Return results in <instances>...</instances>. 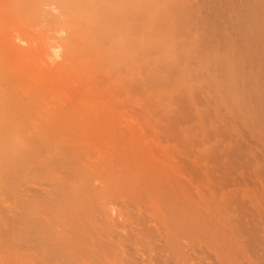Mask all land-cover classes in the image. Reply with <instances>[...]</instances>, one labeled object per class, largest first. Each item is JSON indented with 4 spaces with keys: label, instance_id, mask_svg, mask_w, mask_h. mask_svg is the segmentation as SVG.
Wrapping results in <instances>:
<instances>
[{
    "label": "rangeland",
    "instance_id": "rangeland-1",
    "mask_svg": "<svg viewBox=\"0 0 264 264\" xmlns=\"http://www.w3.org/2000/svg\"><path fill=\"white\" fill-rule=\"evenodd\" d=\"M94 1L100 6L107 3L110 6L109 15L113 17L123 15L121 0ZM155 20L148 19L144 24L138 22L135 28L132 24L125 28L127 31L139 26L141 28L155 24ZM164 34L165 31L162 35ZM52 42L51 39L49 45ZM111 46L107 47L108 50L100 47H85L84 50L78 48L81 56L79 55V60L71 69L68 68L65 73L49 72L42 75L38 90L30 97L13 96L20 103L26 100L27 104L16 110L18 116H14L19 122L7 129L9 137L5 143L7 147H13L17 154L23 153L30 145L33 154L26 158L13 159L10 164L1 157L3 153L0 156V264H14L27 250L26 245L33 240L22 231L10 238L7 235L12 227L10 221L15 218L20 220L28 207L32 210L41 209L54 196L48 194L55 191L57 183L60 182L67 185L70 197L78 194L90 197V202L85 206H79L77 210L72 209L67 213L64 217L66 228L78 231L76 226L80 222L87 227L90 224L86 219L93 217L94 221L100 220L99 224L103 220L119 224L122 228L115 230V233L118 230L121 232V224L125 223L128 228L130 225V228L132 226L137 229L134 231L126 227L127 231L145 235L139 234L135 237L128 234L127 238L131 241L137 239L136 245L125 237L129 232L126 233L124 229V237L128 240L123 239V245H127L124 249L121 245L123 241L120 242L123 237L120 238L119 232V238L112 233L115 234L112 235L114 243L120 242L123 249L119 251L120 255L115 249V256L113 251L107 250L109 257L106 256V259L114 256L111 259L113 264H123V258L128 259L129 263L136 264L135 260H140L141 264H145V261L151 260V256L155 264H171L170 257V261L175 260L172 264H233L231 260L234 258L230 253H234L231 233L234 219H243L247 223L252 219L250 213L256 216L260 212L259 208L264 206V163H261L264 161V126H260L264 120V117L262 120L260 118L264 114V96L263 101L260 98L261 92L264 95V85L261 84H264V74L261 73H264V64H250V68L249 63H246L244 68L247 70L244 71L241 65H233V70L221 62L199 61L196 58L171 61L164 57L175 49L169 45L164 52L152 54L150 51V55L141 49H130V53L116 60L114 56H108V51L110 54L112 51ZM156 49L157 46L151 48L152 51ZM255 70L258 72H254ZM247 84L249 88L246 87ZM252 84L259 88L253 85L254 89ZM245 89H249L248 93ZM241 93L245 95L243 99ZM234 96H238L237 99ZM257 113L259 117L255 115ZM17 133L22 141L20 144H17ZM242 141L248 145H244ZM257 150H260L258 154ZM254 158L260 160L256 162ZM225 161L232 163L226 162L228 166L224 167ZM236 163L238 166L241 164L239 169ZM245 165L247 167L243 170ZM254 167L261 170L256 171ZM244 172L246 174L243 175ZM183 185L186 191L182 188ZM198 200H203L204 203L198 205L201 204ZM229 204H232V209ZM202 206L204 213H200ZM239 206L242 209H238ZM257 206L258 210L255 211ZM190 207L192 208L189 210ZM206 207L212 209L207 208V211ZM177 208L180 211L183 209V212ZM57 209L58 207H53L50 211ZM212 210L217 214L212 213ZM138 212L143 216L139 217L141 215ZM205 213H208V217ZM179 214L183 215L179 217ZM216 215H220L222 219L219 217V220ZM182 216L189 219L187 221L190 224L186 220L181 221ZM225 217L228 218L226 221ZM155 218L161 230L156 226L155 230L151 227L156 225L153 223ZM202 220L206 222L201 223ZM251 221L248 224L250 227ZM252 222L254 226L260 225L263 228L259 234L264 236V223L261 220ZM99 224L103 230L109 227L108 223ZM18 227H23V223ZM205 227L208 228L207 231ZM158 229L162 235L158 234L156 239H151ZM144 230H148L149 236V232L155 233L151 237L147 236L150 239H146ZM76 234L75 232L74 236ZM69 235L72 236L71 232ZM112 236L109 237L113 241ZM142 237L146 241L151 240L153 247L150 243L141 242L144 238L139 241ZM103 239L106 240L107 237ZM117 239H120L119 242ZM88 242L87 246L90 244ZM156 247L158 249L155 251ZM135 249L136 253H145L142 255L145 256L144 259L139 252L134 254ZM158 252L163 253L161 256L167 252V258L160 256L161 259L165 257L160 260ZM132 253L138 256L133 259ZM17 254L20 256L16 257ZM130 254L133 258L128 257ZM256 255L259 257L262 252L258 251Z\"/></svg>",
    "mask_w": 264,
    "mask_h": 264
},
{
    "label": "bare ground",
    "instance_id": "bare-ground-1",
    "mask_svg": "<svg viewBox=\"0 0 264 264\" xmlns=\"http://www.w3.org/2000/svg\"><path fill=\"white\" fill-rule=\"evenodd\" d=\"M121 2H122V8H123V15L113 17L112 15H109L108 11H109L110 6H108L107 3H103L102 6H100V4H97L96 1L94 0H0V156H1V153H3L1 157L4 158L5 162H8V164H10V162H12L13 159H21L24 157L26 158L33 154L32 148L30 147V145L26 147L23 153L17 154V151L13 147H10V146L7 147L5 143V141L9 137V135L7 134V129L12 127V125H16L19 122L17 117L14 116L18 113V112L16 113V110L17 109L20 110V107L27 104L26 100L20 103L16 99H13V96L14 95H22V96L25 95L26 97H30L33 93H35L38 90L42 75L44 74L47 75L49 72L50 73H55V72L65 73L68 70V68L71 69L72 66L75 63H77V60H79L78 59L79 55L81 56V51L78 50V48H81L82 50H84L85 47H89V48L92 47L94 49L95 48L98 49L100 47V48L108 50L107 47L113 45L111 46L112 55L108 51V56H111V57L114 56L113 58L118 60L119 58H122L128 53H130L129 51L130 49H138V50L141 49L142 51L148 52L150 55V51L152 54H156V53L159 54V53L164 52L163 50L167 47V45H169L171 47H175V49L172 51H169L168 54L164 55V57L166 59H170L171 61H179V60L196 58L199 61L221 62V63H224L229 69L231 68L233 69L234 67L232 66L235 64L239 66L241 65L242 70L246 63H249L248 66L250 68L252 67L251 65L253 64H255V66L258 65V63L262 65L264 64V0H121ZM148 19H153V20L157 19L158 21L155 20L156 21L155 24L144 25V26H141V28L139 26L136 29H131L128 31L125 28V27H128V25L130 24H132L133 27L135 28L138 25V22L139 24L141 23L144 24L145 21ZM164 31H165V34L162 35ZM51 39L53 40V42H52V45H49V41ZM156 46L158 50L156 49L155 51H152L151 48L156 47ZM148 49L149 51H147ZM246 70L247 69L244 68V71ZM256 71L258 72V70H255L254 72ZM261 73L264 74L263 72ZM242 74H244L243 71H242ZM261 84L264 85L263 83ZM253 85L255 86V84H252V86ZM246 87L249 88L248 84ZM245 90L248 93L249 89H245ZM258 91L260 93V90ZM236 93H237V90H236ZM247 93L246 95H250ZM253 94H252V97H253ZM261 94L262 92L260 93V96H261V97L259 96L260 98L264 96ZM244 96L245 95H242V99ZM252 97H250V99ZM255 101H257V99ZM262 101H263V98H262ZM250 108H252L253 109L252 111L254 112V108L251 106ZM261 112L262 111H260V113ZM247 113L249 112L247 111ZM262 113H264V111ZM257 114L255 115L259 117V113ZM263 117H264V114L261 115L260 117L261 120L263 119ZM258 120H256V122ZM258 123L259 122H257V125ZM257 125H254V126L257 127ZM260 126H264V120L260 123ZM16 135H17L16 136L17 144L22 143L19 134L17 133ZM242 143L244 142L242 141ZM248 143L249 145L251 144L250 142ZM237 145L240 147L239 144ZM244 145H248V144L244 143ZM238 146H236L237 149H238ZM250 147L252 148L251 145ZM258 147L261 148V146H258ZM243 148H239V149H243ZM256 148H257V145H256ZM237 149L235 151H238ZM263 149H264V146H263ZM254 150L253 152L255 153L256 151ZM258 151L260 150H257L256 154H258ZM250 153H252V151H250ZM256 160L257 158L255 159V161ZM226 162L227 161H225L224 164H226ZM228 162L230 163V161ZM248 162L250 161L248 160ZM261 163L263 164L264 161H262ZM235 165L238 166L239 164L236 163ZM252 165H249V166H252ZM227 166H228L227 164L226 166L224 165V167H227ZM240 166H238V169ZM245 167L247 166L245 165L243 167L244 168L243 170H245ZM263 167H262V170L264 171ZM231 168L233 167L231 166ZM254 168H252V170H254ZM227 169L229 170V168H226V170ZM249 169H251V167H249ZM259 169L261 170V168ZM259 169L255 168L256 171ZM255 170L253 172L254 174H256ZM146 172L148 171L146 170ZM245 172L243 173V175L246 174ZM143 175H140V176H143ZM170 183H173V182L170 181ZM161 185L163 184L161 183ZM66 186L67 185L62 182L57 183L55 191L48 194V195H54V196L50 198L43 205L41 209L32 210L28 207L26 208L25 212L22 213L23 215L20 218V220L19 218L18 219L15 218L10 221V223L12 224V227L9 228L8 230L9 232L7 234L10 236V238L11 237L13 238V235L15 233L22 231V233L28 234L30 236L29 239H33L30 241L31 242L30 244L26 245L27 250L25 249L26 251L25 253L21 255L22 256L21 258L18 257L19 254L16 255L18 259L13 262L14 264H113L111 259L114 258L116 253L120 255L119 251L123 250L121 245H123V243L125 242L123 241V239L125 240L128 234L130 235L131 233L134 236L142 234V236H145L143 235V233L138 234L137 231H136L137 234L136 233L133 234L132 231L130 232L127 231L125 229L127 225L125 226V223L123 224L120 223L123 226V230L121 231L123 233L122 234L123 236H122L120 230L116 231V233L114 232L115 230L122 228L119 224H116L115 222H107L104 220L99 224L100 220L94 221L93 217H91V219L89 218L86 219V221L89 222L90 224L87 227L85 226L83 222H80V224L76 226L78 231L76 229L71 230L69 228H66L67 225L66 223H64L65 222L64 217L67 215V213L72 211V209L77 210V207L85 206L86 203L90 202V197L86 195L78 194L77 196L70 197V193L68 189H66ZM182 188H184V185ZM195 189L194 191H196ZM167 192H170V191H167ZM184 195H185V192H184ZM212 197H213V194H212ZM202 201H201V204L199 203L198 205H202L204 203V202L202 203ZM212 201H213V198H212ZM196 203L197 202H195L194 204L197 205ZM245 203H246V200H245ZM191 204L193 205V203ZM222 204L223 203H221V205ZM173 205L174 204H172V206ZM195 205H194V208H196ZM231 205L232 204H229L230 207ZM220 206L219 208H221L222 210V207ZM248 206L250 205L248 204ZM53 207H58L57 211H54V212L50 211L51 208ZM192 207H190L189 210ZM240 207L241 206L237 208L239 209ZM207 208L208 207H206V210ZM261 208H259L258 210V206L256 207L255 211L257 210L260 211L259 214L256 216L250 213L253 220L250 217H248L250 218V220L247 223H245L243 219L241 220L239 218L238 220L236 218L234 219V224L232 223L234 227L233 228L230 227V230L233 229L231 233L233 235L232 241L234 245V249H233L234 253H230V254L233 255L234 260H231L229 258L231 262L233 261V264H264V236H260L259 234L260 231L262 232L263 228L259 225V227L257 226L259 228L258 229L256 226H254L252 222V221L260 222L261 220V222L264 223L262 221L264 220V213L262 214V212H264V206L262 209ZM198 209L196 210V212L198 211ZM208 209H212V208H208ZM251 209L249 208V210ZM203 210L204 209L202 206L200 213L202 212L204 213ZM181 211L183 212V209ZM193 212H195V210ZM214 212L215 211L212 210V213ZM215 213L217 214V212ZM141 214L142 213H140V215ZM197 214H199V212ZM205 214L206 216L208 215V213H205ZM226 214L227 213H225V215ZM240 214L241 213L239 212V215ZM181 215L179 214V217ZM142 216L143 215L139 217H142ZM240 216L243 217V214ZM146 217L151 220L150 216L146 215ZM245 217L246 215H244V218ZM256 217H258L257 218L258 220L256 219ZM182 218L183 216L180 218L181 221L189 220L186 218H183L182 220ZM202 219H205V218H202ZM227 219L228 218L224 220L226 221ZM203 221L204 220L200 222L202 223ZM250 221H251V227L248 226ZM156 222L158 224V221L155 218V222L153 221V223L156 224ZM187 222L188 224H190L189 221ZM200 222H197V223L200 224ZM205 222L206 221H204V223ZM21 223H23V227H18V225H20ZM97 223L99 225H102V223L103 225L108 223L109 227L106 230H103L102 227L101 226L99 227ZM141 223H143V221ZM157 224L154 226L151 225V227H154L153 228L154 230L156 228H159L161 230V228L158 227L159 225L157 226ZM226 224L228 225V223ZM128 226L130 228V225ZM146 226L148 227V224ZM201 227L203 226L201 225ZM100 229H102L103 232H101ZM124 229L126 230V233L129 232L125 236L126 238L124 237V233H125L123 232L125 231ZM134 229L136 228L135 227L132 228L131 226L130 230H134ZM159 229L156 230L157 235H155L156 233L153 232L155 233L154 236H153V233L149 232L153 237H151V235L149 236L148 230H146L147 233L144 230V234H146L145 238L150 239L149 237H151V239H154L155 237H158V234H160V232H158L160 231ZM210 231H211V228H210ZM70 232L72 236L69 235ZM75 232L77 233L76 236H74ZM117 232L120 233V236H121V237L119 236L120 238L123 237L122 240L117 239L118 242L119 240L120 242L123 241L121 245L119 244L120 242L119 243L115 242L117 243V245L114 243L115 234L117 238H119L118 237L119 233L117 235ZM202 232H203V229H202ZM112 233H115V234H112ZM164 234L165 233H163V236ZM109 236L113 237V241L111 240L112 238ZM134 236L132 237L134 238ZM103 237L104 238L107 237V239L108 238L109 239L105 240L103 239ZM143 238L144 237L140 238L139 241H141V239ZM145 238L141 242H144V244L150 243L151 240L150 241L147 240L148 241L147 242ZM127 239H130V238H127ZM136 240L131 241L130 239L129 241L134 242L136 244ZM159 240L160 239H158V241ZM87 241H89L88 243H90L88 244V246H87ZM166 243L164 244L167 245ZM152 245L150 243V246ZM258 246L260 248H258ZM261 246L263 247L261 248ZM123 247L125 249L127 245L125 246L123 245ZM37 248L40 249V252L37 251L38 250ZM156 249H158V247L155 248V251ZM107 250L110 252L113 251L112 254H114L116 251L114 256H112L113 258L111 257V259H108L109 261L106 259V256L109 255ZM117 250L119 253L117 252ZM34 251H37V252L34 254L33 253ZM136 251L137 249L133 251L135 252L134 254H138V252L141 254V256L145 254V253L143 254L140 251L136 253ZM258 251L262 252V255H260L259 257H257L256 255ZM148 253H150L151 255V252L148 251ZM132 254H130L131 256L128 255V257L133 258L134 254L133 256ZM161 254L163 253L158 252L159 257L161 256ZM137 256L138 255L134 256L133 259H135V257ZM163 256L167 258V252H166V255H163ZM226 256L228 257V254ZM142 257L144 259L145 256H142ZM161 257H160V260L162 259L164 260L165 257L162 259ZM138 258L142 259L141 257H138ZM123 259L125 260V261L122 260L123 261L122 263L124 264L127 262L128 259H125V258ZM229 259L227 260L229 261ZM129 260L132 261L131 259ZM170 260H172L171 257L169 258V263L171 264L173 261H175V260L173 261H170ZM150 261H151L150 264H155V262L154 263L152 262L154 261L153 256H151ZM150 261H145V264L146 262L147 264H149ZM138 262L141 264L142 261L140 262V260H138ZM138 262L135 260L136 264ZM127 263L134 264V263H129V261Z\"/></svg>",
    "mask_w": 264,
    "mask_h": 264
}]
</instances>
